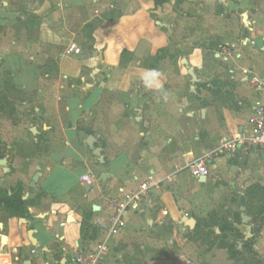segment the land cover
<instances>
[{
  "label": "crops",
  "instance_id": "1",
  "mask_svg": "<svg viewBox=\"0 0 264 264\" xmlns=\"http://www.w3.org/2000/svg\"><path fill=\"white\" fill-rule=\"evenodd\" d=\"M176 1L156 7L153 0H0L2 18L22 14L28 29L33 21L39 22V44L55 52L45 56L61 57L63 77L69 80L62 86L66 118L47 112L37 127L39 140L50 139L49 150L17 146L14 162L0 167V192L13 196L21 190L28 203L25 217L11 216L0 204V264H68L77 246L104 239L97 227L94 238L88 231L96 221L113 215L109 199L134 192L147 180L158 183L151 203L139 213L125 214L127 225L108 240L104 264H119L123 259L119 246L148 236L150 229L169 223L176 232L194 233L211 214L229 205L241 207L264 191V156L256 152L213 158L204 183L187 168L214 151L221 139L250 130L256 106L264 105V57L252 62L254 70L244 68L248 62L234 61L232 87L208 91L207 103L193 105L173 71L142 66L144 56L171 42L173 27L165 20L174 13ZM214 1L229 8L239 1L242 9L248 8L245 19L251 6L264 14V0ZM157 14L165 23L155 20ZM2 18L0 24L5 22ZM254 25L264 28V19ZM81 36L94 47L86 56ZM72 44L81 49L80 55L66 54ZM125 50L135 57L130 63L121 58ZM180 74L185 77L184 70ZM196 74L192 77L198 81ZM196 89L190 86L189 93L196 94ZM88 173L102 182L93 186L82 182ZM35 176L39 178L33 188ZM260 215H248L251 238L243 223L234 219L233 225L244 238L256 241L257 252L264 254V214ZM191 219L194 227L187 225ZM237 243L243 248L242 241ZM218 253L230 258L226 248ZM144 254L146 264H194L189 254H177L176 259Z\"/></svg>",
  "mask_w": 264,
  "mask_h": 264
},
{
  "label": "rangeland",
  "instance_id": "2",
  "mask_svg": "<svg viewBox=\"0 0 264 264\" xmlns=\"http://www.w3.org/2000/svg\"><path fill=\"white\" fill-rule=\"evenodd\" d=\"M170 6L168 11H171ZM172 7L174 13L165 20L173 27L171 42L153 55L144 56L142 66L151 71H173L175 78L182 82L183 94L193 105L207 103L210 91L232 87L230 77L234 73V61L248 62L244 68L254 70L252 62L264 57V28L254 25V21L259 23L264 19V14L255 6H251L247 19L244 13L248 8L242 9L239 1L229 8L219 1L177 0ZM21 15L5 14L3 18L0 15L5 20L0 24V160L8 161L0 167H8L14 162L17 146L29 151L49 150L50 139L38 138L37 127L42 125V115L51 112L66 118V94L62 86H66L69 80L63 77L59 64L61 57L45 56L55 52L39 44L36 27L39 22L33 21L32 29H28ZM155 20L165 23L164 17L158 14ZM80 41L84 50L82 56H86L94 47L85 36H81ZM36 54L43 56L36 57ZM122 55L121 58L124 61L127 58L128 63L135 58L130 57L129 50ZM190 68L197 73L198 81L188 73ZM180 69L185 71L184 78ZM193 85L197 86L196 94L189 93V87ZM263 199L264 191L248 198L244 203L247 214L255 217L264 214ZM234 202L238 204L236 199ZM239 207L229 205L219 214H211L207 221L215 225L212 232L204 228L194 233L176 232L169 223L161 229H150L148 236H139L119 246L118 252H123V259L118 262L146 264L144 252L150 251L157 253V257L174 259L177 254H189L194 264H264V254L257 252L256 241L239 249L238 230L235 226L234 230L227 228L233 224L235 213H241ZM239 225L242 226V222ZM186 239L193 243L189 244ZM246 240L245 237L243 241ZM222 243L234 247L230 258L218 253Z\"/></svg>",
  "mask_w": 264,
  "mask_h": 264
},
{
  "label": "built area",
  "instance_id": "3",
  "mask_svg": "<svg viewBox=\"0 0 264 264\" xmlns=\"http://www.w3.org/2000/svg\"><path fill=\"white\" fill-rule=\"evenodd\" d=\"M81 52L76 44L70 45L66 50L67 55H80ZM251 152L264 156V105L262 104L256 106L248 132L221 139L214 151L194 159L187 168L193 177L207 178L210 173L208 163L213 158L226 155L235 157L241 153ZM172 178L169 176L167 180L171 181ZM81 180L89 186L102 182L101 178H96L90 173L84 175ZM156 187H158L157 182L147 180L142 182L134 192L123 193L121 190L123 193L121 198H110L109 203L114 209L113 215L107 221H96L95 223L99 232L104 234V239L97 238L90 244L77 246L68 264H104L110 251L108 240L119 234L127 225L125 214L139 213L150 204L152 191Z\"/></svg>",
  "mask_w": 264,
  "mask_h": 264
},
{
  "label": "trees",
  "instance_id": "4",
  "mask_svg": "<svg viewBox=\"0 0 264 264\" xmlns=\"http://www.w3.org/2000/svg\"><path fill=\"white\" fill-rule=\"evenodd\" d=\"M153 1L155 3L156 7H162L165 4L170 3L172 0H153ZM22 197H23V195H22L21 190H18L13 196H8L7 192H0V204H2V203L5 204L7 210L10 212L11 216L25 217L26 214L28 213V208H27L28 203L26 201H24ZM208 222L209 221L205 222L200 227L201 228L203 227L204 229H208L210 232H212L213 226L211 223H208ZM235 222L240 224L241 218H240L239 214H236ZM228 226H229V229H231V230L234 228L233 224L227 225V228H228ZM97 231L98 230H97L95 225H94V227L90 226L89 231H88V233L91 232L90 238H94L97 235ZM237 237H238L239 241L243 242V249H245L249 243L254 241L253 239L243 241L244 237L239 232L237 233ZM219 247L228 249L230 255L231 256L233 255V251H234L233 246L222 243ZM235 253L237 254V251Z\"/></svg>",
  "mask_w": 264,
  "mask_h": 264
},
{
  "label": "water",
  "instance_id": "5",
  "mask_svg": "<svg viewBox=\"0 0 264 264\" xmlns=\"http://www.w3.org/2000/svg\"><path fill=\"white\" fill-rule=\"evenodd\" d=\"M245 17H246V15H245ZM182 63H186V60H183ZM189 73L195 78L194 69L190 68L189 69ZM203 114H205V110L203 111ZM32 131L35 132L36 129H32ZM96 152H97V155L99 156L100 155V151L97 150ZM0 163H1V165H5V164H7V160L3 159V160H1ZM38 178H39L38 176H35L33 178V183L31 184V187H33V188L35 187V184L38 181ZM199 180H200V182L204 183L206 181V177H201V178H199ZM94 210L98 211V208L95 207ZM240 211H241L242 223L246 226V228L248 230L247 236H248V238H251L253 236V234L251 233V226L248 225L249 222L251 221V217L247 215L246 207L244 205H241ZM187 225L189 227H194L195 226V221L193 219H191V220L187 221ZM239 245L242 246L241 243H239Z\"/></svg>",
  "mask_w": 264,
  "mask_h": 264
}]
</instances>
